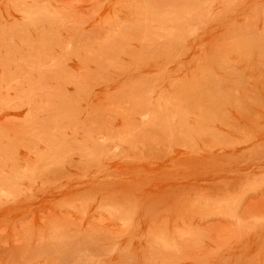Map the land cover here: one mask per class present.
I'll return each mask as SVG.
<instances>
[{
	"label": "rangeland",
	"instance_id": "obj_1",
	"mask_svg": "<svg viewBox=\"0 0 264 264\" xmlns=\"http://www.w3.org/2000/svg\"><path fill=\"white\" fill-rule=\"evenodd\" d=\"M0 264H264V0H0Z\"/></svg>",
	"mask_w": 264,
	"mask_h": 264
}]
</instances>
